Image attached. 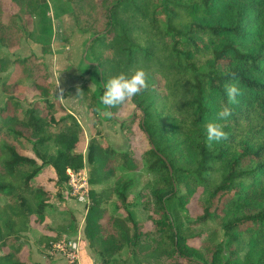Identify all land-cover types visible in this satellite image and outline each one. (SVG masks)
I'll list each match as a JSON object with an SVG mask.
<instances>
[{
	"label": "trees",
	"instance_id": "1",
	"mask_svg": "<svg viewBox=\"0 0 264 264\" xmlns=\"http://www.w3.org/2000/svg\"><path fill=\"white\" fill-rule=\"evenodd\" d=\"M10 1L18 8L11 23L2 21L0 3L2 45L16 31L34 36V18L43 19L48 5ZM95 1L103 19L91 24V36L97 35L88 54L98 84L92 96L100 97L117 74L144 69L149 87L130 102L137 109L133 122L149 147L138 158L130 149L91 138L84 155L77 150L83 132L78 119L68 111L56 117L44 87L38 85L45 110L22 107L8 95L0 106V264L30 263L23 237L28 231H40L42 248L74 233L73 219L64 232L43 223L54 207L51 199L69 189L67 169L82 171L85 160L91 203L83 231L99 264H264V0H68V5L82 2L90 16ZM54 8L57 17L64 10ZM51 34L50 27L43 28L39 43L48 44ZM16 59L0 55V72ZM229 84L242 94L225 121L218 112L227 103ZM121 107L110 109L116 114ZM133 122L124 128L129 131ZM209 123L224 125L228 138L209 144ZM143 167L155 184L139 202L128 193L131 179L119 178L100 193L92 187L115 177L117 169ZM45 169L51 173L47 183H37ZM112 195L116 203L109 212L102 203ZM136 206L145 210V220L136 219L131 209ZM208 224L216 227L205 231ZM122 251L127 258L119 260L115 256Z\"/></svg>",
	"mask_w": 264,
	"mask_h": 264
},
{
	"label": "rangeland",
	"instance_id": "2",
	"mask_svg": "<svg viewBox=\"0 0 264 264\" xmlns=\"http://www.w3.org/2000/svg\"><path fill=\"white\" fill-rule=\"evenodd\" d=\"M47 1L48 5L44 10L43 19L34 18V36H27L21 31H16L11 36L10 43L0 44L2 57L18 58L5 71L0 72V106L8 95H12L22 103V107L33 104L45 110V100L40 96L41 89L38 87L41 85L46 89L47 99L52 101L57 108L55 116L60 117L68 111L78 119L82 126V139L77 145L79 152L85 155L90 139L94 138L102 145L112 146L117 150L130 149L136 157L140 158L148 149L149 143L139 128L137 120L133 122L134 114L137 112L135 106L131 102H126L116 114H113L110 108L101 107L100 97L92 96L93 91L98 87L97 72L95 63L91 61L88 54L90 43L87 45V42L97 35L91 36V24H95L96 27L103 19L96 1L95 5L90 7V16L81 8L82 2L73 7L72 4L68 5V0ZM0 3L3 7L2 21L11 23V15L17 11V6L10 0H0ZM55 5L64 9L58 12L60 14L58 17L54 15ZM92 15H94L93 18ZM48 27L52 29L48 44L39 43L38 32ZM58 80L59 87L56 89ZM59 89H63L62 94ZM77 90L81 93L77 94ZM126 121L133 122L129 131L124 128ZM21 151L30 154L28 149L23 148ZM89 170L90 166L85 160L84 168L80 173L88 184ZM50 174V170L45 169L36 182L47 183V177ZM119 178L132 180L128 193L138 202L150 196V191L155 184V176L143 167L133 172L117 169L115 177L92 187L100 193L115 185ZM47 186L51 187L49 183ZM89 192L86 199L80 201L69 185V189H65L59 198L51 199L54 207L46 212L43 224L64 232L68 223L73 219L76 230L69 236L63 235L59 240L71 237L78 241L81 264H99V258L88 246L83 231L85 216L91 203ZM115 203L116 198L112 195L102 205L110 212ZM131 209L137 220H145L146 212L140 206ZM190 210L191 213L194 212V203L191 204ZM215 227L214 224L203 226L205 231ZM39 233L40 231L36 229L24 233L23 236L27 240L25 254L29 257V264H46L47 262L68 264L57 252L52 251L51 247L38 246ZM193 243L197 244L196 241ZM115 257L124 260L127 254L122 251Z\"/></svg>",
	"mask_w": 264,
	"mask_h": 264
},
{
	"label": "clouds",
	"instance_id": "3",
	"mask_svg": "<svg viewBox=\"0 0 264 264\" xmlns=\"http://www.w3.org/2000/svg\"><path fill=\"white\" fill-rule=\"evenodd\" d=\"M59 87V80L56 89ZM149 87L148 73L144 69H137L130 76L121 72L112 77L104 85V92L99 98L101 107L117 108L139 95L142 91H146ZM63 93V89H59ZM81 93L77 90V94ZM225 93L227 103L218 112L221 120H227L233 113L231 105L236 104L237 97L242 94L241 89L236 84L226 85ZM224 125L217 123H209L206 126L207 140L209 144L213 141L219 142L228 138V133L223 130Z\"/></svg>",
	"mask_w": 264,
	"mask_h": 264
},
{
	"label": "built area",
	"instance_id": "4",
	"mask_svg": "<svg viewBox=\"0 0 264 264\" xmlns=\"http://www.w3.org/2000/svg\"><path fill=\"white\" fill-rule=\"evenodd\" d=\"M82 171L75 172L67 169L68 183L73 189V192L78 195V199L84 200L88 196L89 184L86 179L81 177ZM79 243L78 241L67 238L57 241L52 244V251L57 252L68 264H81L79 255Z\"/></svg>",
	"mask_w": 264,
	"mask_h": 264
},
{
	"label": "water",
	"instance_id": "5",
	"mask_svg": "<svg viewBox=\"0 0 264 264\" xmlns=\"http://www.w3.org/2000/svg\"><path fill=\"white\" fill-rule=\"evenodd\" d=\"M94 37H91L89 40H88V42H87V45L91 42V40L93 39ZM86 49H87V46H86ZM85 54H86V51H85V53H84V57H85ZM88 62V61H87ZM90 63V62H89ZM152 147H153V145H152ZM170 168V167H169ZM170 170H171V168H170Z\"/></svg>",
	"mask_w": 264,
	"mask_h": 264
}]
</instances>
